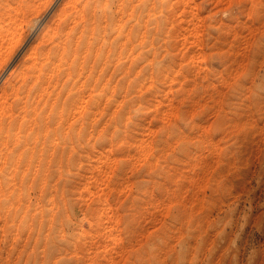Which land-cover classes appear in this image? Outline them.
<instances>
[{
	"label": "rangeland",
	"instance_id": "rangeland-1",
	"mask_svg": "<svg viewBox=\"0 0 264 264\" xmlns=\"http://www.w3.org/2000/svg\"><path fill=\"white\" fill-rule=\"evenodd\" d=\"M66 1L0 0L1 93ZM151 1L143 48L82 53V151L0 197V264H264V0Z\"/></svg>",
	"mask_w": 264,
	"mask_h": 264
},
{
	"label": "bare ground",
	"instance_id": "bare-ground-1",
	"mask_svg": "<svg viewBox=\"0 0 264 264\" xmlns=\"http://www.w3.org/2000/svg\"><path fill=\"white\" fill-rule=\"evenodd\" d=\"M135 1H137L135 5L131 1L129 3V0L115 2L112 0H68L66 3L64 2L65 4L61 10L59 9L49 33L39 42L36 50L31 51V55L23 64L19 65L21 68L19 67L20 71L17 72L15 80L11 84L9 81L10 85L6 89H2V91L4 90L2 93L0 91V197L5 200L10 199L8 203L12 202L13 206L14 199L11 198L13 196L11 194L15 193L17 187L18 190L23 188L22 194L19 195L20 198L15 199L17 202L14 203V206L17 204L19 210L24 212L23 217L36 212L29 202L31 197L38 196L41 201H49L51 183L54 179L61 181L67 176L68 166L79 158L77 154L82 151V83L79 85L82 78V53L83 56H88L92 53L91 48H95L94 55L92 54L95 57L91 67L93 69L99 63L102 66L101 63L106 62L118 48V51L122 52L130 47L128 43L131 41V37L135 36L134 33L131 34L134 23L141 29L140 41L137 42H140L142 48L144 47L146 43L144 39L146 38L145 26H147L145 25L147 24L145 15L146 11L150 13L151 10L145 11L146 0ZM113 6L115 10L112 11L116 14V19L112 17ZM146 6L148 7V5ZM20 11L22 10L20 9ZM152 14L156 15L157 13L152 12ZM161 15H156L154 20ZM152 18L150 19L152 20ZM159 18L161 19V17ZM116 20L117 27L112 28V22ZM128 22H132V24L129 25ZM108 26L110 30H108ZM111 33L112 36H110ZM2 34L4 36V33ZM98 36L102 38V41H99L100 37ZM97 38L98 40H96ZM160 38L159 36L158 39ZM129 50L128 52H130ZM140 52L143 51L140 50ZM102 55H105L104 58H101ZM121 61L119 60V62ZM111 69H113L112 66ZM3 198L1 200H4ZM25 200H28V205ZM3 205L5 207V204ZM2 213L4 214V212ZM8 214L11 215V212Z\"/></svg>",
	"mask_w": 264,
	"mask_h": 264
}]
</instances>
